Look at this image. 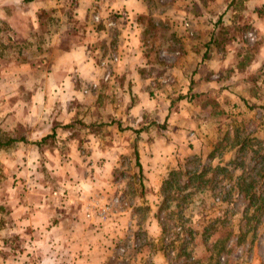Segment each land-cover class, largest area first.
<instances>
[{
  "label": "rangeland",
  "instance_id": "1",
  "mask_svg": "<svg viewBox=\"0 0 264 264\" xmlns=\"http://www.w3.org/2000/svg\"><path fill=\"white\" fill-rule=\"evenodd\" d=\"M72 1L71 4L77 3ZM248 1L150 0L153 14L168 9L178 13L170 20L149 16L143 19L147 32L146 65L142 72L150 79L148 93L154 99H165L174 110L182 104H189L188 113L192 106L207 110L198 124L210 139L212 150L202 157L185 159L178 170L187 173L186 178L202 171L204 166L225 167L226 172L212 184L190 190L189 203L176 200L164 205L162 187L157 195L159 209L155 212L147 206L151 199L143 185L145 177L140 175L135 162L134 147L119 157L118 165L110 173L102 160L82 163L78 156L91 153L92 148L80 146L75 140L86 141L94 134L105 140L110 130L90 129L78 119L65 129L32 131L20 123L31 102L24 97L20 99L17 125L13 124L11 133L0 127V143L26 140L0 148V264H78L74 263L78 253L73 255L68 249L53 253L43 239H36L48 230L46 224L25 222L48 214L46 207L50 204L68 205L72 213L78 203L69 191L82 185L80 180L92 172L106 176V187L101 192L94 191L91 199L96 195L102 197V191L107 193L101 199L103 206L91 210L98 224H94L97 233L105 236L102 240L96 234V264H155L152 253L162 256L161 264H264V215L245 214L246 206L237 186L243 174L240 163L250 165L255 149L264 153V6L250 7ZM204 11V29L202 36L197 37L193 28L201 22L197 27L194 22ZM196 41L204 44L197 51V59L202 54L203 62L209 64L207 80L212 84L208 92L201 94L203 97L191 93L198 84L190 76L197 71L194 63L187 65L185 61L190 42ZM166 126V122L160 125L161 132ZM119 132L118 137L130 134ZM236 135L248 141L244 152L239 153V147L232 145ZM129 138L127 142L133 143L134 135ZM214 150L217 157L210 159ZM209 177L213 174L206 179ZM194 183L198 188L200 183ZM79 201L82 205L85 202ZM128 206L133 208L139 225L131 224L127 218ZM152 216L160 219L159 234L150 225ZM106 220L109 224L105 228ZM205 235L210 236L207 243ZM81 264H87L86 260Z\"/></svg>",
  "mask_w": 264,
  "mask_h": 264
},
{
  "label": "crops",
  "instance_id": "2",
  "mask_svg": "<svg viewBox=\"0 0 264 264\" xmlns=\"http://www.w3.org/2000/svg\"><path fill=\"white\" fill-rule=\"evenodd\" d=\"M75 1L77 5L71 4L72 0H0V116L4 115L0 127L11 133L13 124L17 125L20 99L29 97L30 105L24 109L20 123L32 131L65 129L78 119L90 129L110 130L105 140L96 134L86 141L75 140L80 146L92 148L91 153L80 154L79 161L102 160L110 173L119 157L134 147L145 177L143 185L151 199L147 206L156 212L157 195L171 173L185 159L199 158L212 150L210 139L198 124L207 110L192 106L188 113L189 104L174 110L165 99H154L148 93L150 79L142 72L147 32L143 19L149 16L170 20L178 12L168 9L153 14L150 0ZM248 4L263 7L264 0H249ZM206 14L201 12L194 22L196 27L201 22L193 28L197 37L202 36ZM203 45L201 41L190 42L185 60L187 65H195L197 72L192 71L190 79L198 85L191 93L200 97L212 88L207 80L209 64L203 62L202 54L197 59ZM165 122L167 128L161 132L160 125ZM119 131L130 134L118 137ZM131 135L135 137L133 143L127 142ZM85 177L80 180L82 185L69 191L78 203L72 213L68 205L50 204L46 207L48 214L34 217L25 225L46 224L48 230L36 239H43L53 253L68 249L73 255L79 254L74 263L86 260L87 264H96V234L102 240L105 236L97 233L98 224L91 210L103 206L101 199L107 193L102 191V197L96 195L93 199L91 196L106 187V176L92 172ZM82 199L83 205L79 204ZM137 204L140 206L138 200ZM87 207V213L82 214ZM126 211L131 224L139 225L133 208L128 206ZM150 220L159 234V217L152 216ZM107 224L109 221L105 228ZM86 252L88 256H84ZM152 258L155 264L163 262L160 254L152 253Z\"/></svg>",
  "mask_w": 264,
  "mask_h": 264
},
{
  "label": "trees",
  "instance_id": "3",
  "mask_svg": "<svg viewBox=\"0 0 264 264\" xmlns=\"http://www.w3.org/2000/svg\"><path fill=\"white\" fill-rule=\"evenodd\" d=\"M71 125H68L70 127ZM230 133L226 135V139H229ZM242 135H236L232 139V145L239 147V153L244 152L248 147V141L246 139L241 140ZM45 140V139H44ZM25 139H9L6 143H0V148L11 146L17 142H24ZM236 141V142H235ZM253 152L252 163L250 165L240 163L243 169V174L238 178V195L242 197L245 203V214L255 213L257 215H264V153L255 149ZM137 162L136 165L139 168L140 175H142V167L139 162V155L136 153ZM217 157L216 150H214L209 158L215 159ZM226 172L225 167H207L204 166L203 170L197 173H191L187 178L186 174L181 170H175L171 173L170 178L167 179L164 184V205L176 200H180V204L189 203L192 195V189L199 190L201 185L212 184L222 173ZM213 174V177L206 179L207 176ZM186 178V179H185ZM194 182H199L198 188ZM179 206H177L178 208ZM165 230V229H164ZM210 236L205 235L206 243L209 241Z\"/></svg>",
  "mask_w": 264,
  "mask_h": 264
},
{
  "label": "built area",
  "instance_id": "4",
  "mask_svg": "<svg viewBox=\"0 0 264 264\" xmlns=\"http://www.w3.org/2000/svg\"><path fill=\"white\" fill-rule=\"evenodd\" d=\"M99 18L97 17V20H98Z\"/></svg>",
  "mask_w": 264,
  "mask_h": 264
}]
</instances>
